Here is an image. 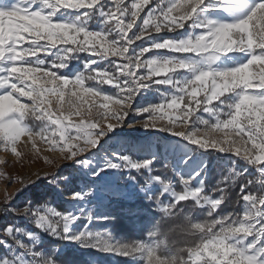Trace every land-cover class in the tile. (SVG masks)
<instances>
[{"label":"snow or ice","instance_id":"snow-or-ice-1","mask_svg":"<svg viewBox=\"0 0 264 264\" xmlns=\"http://www.w3.org/2000/svg\"><path fill=\"white\" fill-rule=\"evenodd\" d=\"M222 2L233 7L245 5V0ZM206 5L207 0H171L166 6L154 5L153 0H0V148L5 154L0 157L4 166L0 177L19 185L14 195L0 202V216L31 217L36 227L46 228L49 234L74 244L83 241L82 235L73 236L67 230L74 218L40 214L30 203L23 209L13 206L26 188L38 180H51L54 172L37 171L25 180H15L4 171L11 162L7 153L22 163L25 153L18 151V145L22 137H27L23 147L31 142L27 154L31 158H41L36 147L39 140L59 161L79 164L104 135L124 126L134 112L145 128L167 131L201 149L229 153L252 166L264 167V0H257L236 22H197L198 13ZM98 6L111 31L107 27L105 31H90L83 26ZM62 10L79 13L80 23L56 20ZM137 21L142 27L134 32ZM190 23L201 30L199 34L162 39L129 54L138 41L161 32H178ZM158 50L203 57L208 65L230 53H243L247 60L230 69L199 70L192 79L181 82L174 74L194 71V65L147 55ZM57 52L61 54L55 62L44 60ZM78 54L92 57L85 60V72L61 76L60 70ZM104 60L113 61L110 71L93 68ZM104 85L115 88V95L97 87ZM149 85L174 88L176 94L160 104L136 110L135 97ZM229 96L235 100L226 102ZM197 113L215 117V122L208 126L205 120L206 130L192 131L190 125ZM29 121H39L44 127L32 130ZM43 159L51 162L48 155ZM151 163L129 162V166L133 170L147 169ZM110 167L115 169L117 165ZM230 180L217 187L218 196L210 197L202 189H190L187 179L181 181L184 190L177 193L171 183L158 177L161 191L148 197L161 211L149 233L151 244L114 247L105 254L124 260L142 256L144 264H264V198L245 191L248 184H241L238 197L247 210L242 215L216 216ZM165 196L171 197L167 204L163 202ZM187 201L193 207L207 209V218L196 221L184 208L177 207ZM2 234H14L13 225H5ZM168 248L174 251L165 255L163 250ZM58 262L72 264L71 255L61 254L44 264ZM0 264H8V258L0 257Z\"/></svg>","mask_w":264,"mask_h":264},{"label":"rangeland","instance_id":"rangeland-1","mask_svg":"<svg viewBox=\"0 0 264 264\" xmlns=\"http://www.w3.org/2000/svg\"><path fill=\"white\" fill-rule=\"evenodd\" d=\"M165 1V0H164ZM257 2V0H245V5L238 7V9L247 12L250 11L251 6ZM158 0H153V4L157 5ZM83 11V10H82ZM225 13L227 17L234 18L240 13L234 11L233 6H226L221 2V0H207V5L202 9V12L198 13L199 19L202 18V23H206L208 20L204 19V14H207L211 20L215 21L216 16L221 13ZM242 11V12H243ZM241 12V13H242ZM143 15V13H142ZM203 16V17H202ZM55 19L58 21L69 22V23H80L81 17L79 13L69 12L67 10H62L57 13ZM200 22V21H197ZM218 23L217 21H215ZM137 28L133 31L137 32L140 27H142L137 21ZM104 17L99 14V6L97 9L92 10L89 18L85 25L90 31H105L106 27L108 31H111V26H104ZM201 30L199 28H194L186 25L184 29L174 32H161L159 34H154L147 39L140 40L136 44H133L129 49V54H136L141 48H146L150 44H155L160 40L169 39H184L189 38L195 34H199ZM131 34V33H130ZM113 38L116 37L115 33H112ZM166 50H158V52H150V58H156L161 60V57L165 58ZM61 53L57 52L53 56L44 57V60L48 63L55 62L56 58ZM183 53H178L177 55H182ZM222 58V59H221ZM92 59L85 54H78L70 60L67 67L60 70L61 76H77L82 75L85 72V60ZM115 59V58H113ZM247 56L243 53H230L226 56H220L217 62H213L211 65L201 62L197 63L194 67V71L190 72L192 75L196 74L199 67H205L204 70H225V63H229L232 67H237L244 63ZM225 62V63H224ZM107 64L112 65V60H104L93 65V68H100L103 70H109ZM108 67V68H107ZM110 71V70H109ZM181 74H174V78L184 82L183 76ZM187 73V72H186ZM188 81V80H185ZM110 87L109 85H104ZM101 91L103 86H97ZM111 88V87H110ZM117 91V90H116ZM105 92V91H104ZM116 93V92H115ZM176 91L174 88H168L163 85H149L143 88L139 94L135 97V103L133 107L136 110H140L149 106H154L160 104L164 101L166 97L175 95ZM227 97H225V100ZM231 98V97H230ZM230 101V100H228ZM203 113H197L192 120L190 125L192 131L206 130L203 121H208V126H211L215 120H209L207 117H203ZM36 126L35 130H40L44 125L39 121H32ZM142 118L132 113L128 120L124 122V126L117 127L113 131L108 132L99 141V145L94 147L90 152L82 156L81 163H75L71 160L67 162H62L56 159L53 154L47 150V145L41 143L39 140L36 141V147L40 150L41 158L34 159L28 156V150L31 149L32 144L29 142L27 147L24 148L23 144L27 141V137H22L20 145H18V151H23L25 157H23V162H18L17 158L13 156L10 152L7 153L8 157H11L10 165L7 169H4L9 175H11L15 180H25L30 174H34L39 171L41 174L46 172H54L51 180L45 179L43 181H36V183L31 184L28 188L24 190L21 196L13 201V206L19 209H23L26 204H29V190L31 187H37L40 184H44L46 188H52L54 192L53 202L45 203L41 206L32 205L35 212L40 214L55 213L58 216L72 217L74 218L71 223L67 225V230L70 235H82L84 237L91 236V225L97 219V211L106 210L113 201L129 203L137 196H150L155 190L161 191V186L157 181L158 177L151 175V165L154 160L161 155L165 162H169L171 165L173 177H177L175 183L171 182L172 188L175 192L179 193L184 190V184L182 180H189L190 189H202L204 192L203 181L207 175V153L217 152V156H222L223 163H231L232 167L235 169H242L244 172H251L256 175L258 187L262 191L261 198H264V167L252 166L245 160L236 157L235 155L229 153H221L215 150H205L201 149L198 145L189 142L187 139L180 136L172 135L167 131H159L148 129L142 126ZM31 127V126H30ZM33 130V127H31ZM133 153V156L130 155ZM2 148H0V157H3ZM43 155H48L49 161L46 162L43 159ZM145 161H152L151 165L147 169L133 170L129 166L130 163H144ZM116 164L115 169L111 168L110 165ZM4 166L0 165V169ZM70 170V174L66 175L63 170ZM140 171L146 173V176L139 175V181L136 180L130 173L138 174ZM75 176L77 177L76 187L69 183V179ZM59 182H63L67 185V192H63L61 188L57 186ZM175 184L178 185L179 190L175 188ZM19 188L18 184L9 182L6 178L0 177V202L4 201L5 196L14 195ZM73 193L77 196L74 197ZM164 204L171 201L170 196L163 197ZM62 201L64 203V211H57L54 208V204ZM247 210V205L243 202L242 214ZM46 223H49L46 221ZM12 224L13 232L10 237H4L2 234V229L5 225ZM15 229L19 230L15 233ZM22 230V232L20 231ZM37 229V230H35ZM24 231V232H23ZM26 232L33 233V235L26 236ZM49 231L45 228L41 230L36 227V222L31 217L17 216L12 217L0 216V256L2 255L5 247L8 252L12 251L11 256H15L16 253L22 251L21 248H26L27 251L30 250L32 246L33 252H38L40 257L34 259V263H29V256L20 257L14 264H44L45 261L52 259L55 253L64 251L68 247H80L83 241L80 243H71L70 241L63 239V245L59 247L46 248L42 247V243L49 236ZM58 237V235H53ZM38 239V240H37ZM251 240V237L248 238ZM36 243H38L36 245ZM149 244L147 242H143ZM19 246L18 250L12 246ZM95 245L98 243L95 242ZM5 246V247H3ZM51 250V254L43 255L41 249ZM55 248H59V251H52ZM39 260V262L37 261ZM138 264H144V258L138 256Z\"/></svg>","mask_w":264,"mask_h":264},{"label":"trees","instance_id":"trees-1","mask_svg":"<svg viewBox=\"0 0 264 264\" xmlns=\"http://www.w3.org/2000/svg\"><path fill=\"white\" fill-rule=\"evenodd\" d=\"M107 66L111 70L112 65L107 64ZM102 88L105 92L115 95V88L107 86H103ZM29 125L35 130L36 126L32 121H29ZM130 155L133 156V153L130 152ZM223 158L222 156H217V152L207 153V175L203 181L204 193L210 197L218 196L219 193L216 192L217 187L225 180L231 178L230 184L226 188L224 203L221 204L220 209L216 212V216L221 217L229 214L242 215L243 201H240L238 197V193L241 191L240 185L248 184L245 191L253 193L258 197L262 195V191L258 187L254 173L244 172L242 169H235L230 162L224 164ZM63 172L66 175L70 174V170L68 169H64ZM233 173H235L234 176ZM130 175L139 181V175L146 176V173L140 171L138 174L130 173ZM151 175L164 179L169 183H175L178 180L177 177H173L170 163L165 162L161 155L152 163ZM173 179L176 181H173ZM77 181V177L75 176L69 179V183L75 186L73 188H77ZM57 186L63 192L68 191L67 185L63 182H59ZM175 188L179 190L177 184H175ZM159 192L160 190L157 189L152 195H156ZM148 197L142 195L137 196L127 204L113 201L106 210L97 211V219L91 225V236L85 237L80 247H68L62 252L55 253L52 258L60 256L61 254H70L72 264H138V256L131 260H124L119 256H110L105 253L110 252L114 247L143 242L151 244L149 233L156 220L160 218L161 211ZM53 198L54 192L52 188H46L42 183L37 187H31L27 200L31 205L41 206L45 203L53 202ZM64 207L62 201L54 204V208L57 211H64ZM177 207L184 208L196 221H203L207 218V209L193 207L191 201L183 202ZM95 242L98 244L95 245ZM63 243L62 238L49 235L46 236L42 247H59ZM96 248H99L100 251H94ZM163 251L165 255H169L174 249L168 248Z\"/></svg>","mask_w":264,"mask_h":264},{"label":"crops","instance_id":"crops-1","mask_svg":"<svg viewBox=\"0 0 264 264\" xmlns=\"http://www.w3.org/2000/svg\"><path fill=\"white\" fill-rule=\"evenodd\" d=\"M171 2V0H158V3H157V6H159L160 4H164L165 6L167 5V3H170ZM221 2H222V0H221ZM224 5H226V6H228V4H225V3H223ZM234 11H238V13H240L238 16H234V18H229V17H227V15L225 14V13H223L222 11H221V13H219L217 16H216V18H215V21H217L218 23H224V22H236V21H238L239 19H242V18H244L246 15H247V13L249 12V10H247V12H244L243 10H241V12H240V9H238V7H234ZM200 12H202V10L200 11ZM199 12V13H200ZM200 16H201V14H200ZM199 16V17H200ZM203 17V16H202ZM212 19V18H211ZM210 19V17H208V15L207 14H204V19L203 20H211ZM198 21H200L199 23H202V18H200V19H198ZM104 26H105V24H104ZM157 42H159V41H157ZM156 42V43H157ZM178 53H176V52H167V50H166V53H165V58L164 57H161L160 59L161 60H165V59H174V60H184V61H187V62H189V63H192L193 65H194V67L197 65V63H201V62H203L204 61V58L203 57H201L200 59H196L195 57H193V56H191L190 54H182V55H177ZM220 58V57H219ZM222 59V58H221ZM247 60V59H246ZM218 61V59L216 60V61H214V62H217ZM225 63V62H224ZM225 66H226V69H230V68H234V67H232L229 63H225ZM187 72V73H186ZM190 72H192V71H185V72H183L182 73V75H184L183 76V80H184V82H185V80H190V79H192L193 77H194V73H193V75L190 73ZM178 74H181V72H178L177 73V75ZM231 97V98H230ZM226 99H228V100H230V101H228V100H226V102H233L234 100H235V97L234 96H229V97H227ZM203 115V117H207L209 120H215L216 118L215 117H211V116H209V115H207V114H202ZM19 230H17V229H15V233H17ZM20 231L22 232V230L20 229ZM24 232V231H23ZM29 234H31V236L33 235V233H30V232H26V236H29ZM38 240V239H37ZM38 243H36V245H37ZM3 247H5V246H3ZM16 248L17 250H18V248H19V246L17 245V246H15V244H14V246H12L11 247V249L12 248ZM22 249V251H24L25 253H23V252H21V251H19L18 253H16L15 254V256H11V252L12 251H14V250H12V251H10V252H8V249L5 247V249L3 250V252L4 253H2V255L0 256V257H6V258H8V264H14V262H16V260H18L20 257H26V256H29L30 254L32 255V256H29L28 258H29V260H30V262L29 263H34L35 261H34V259H36V257H40V254L38 253V252H33V250H32V246H30V250L29 251H27V249L26 248H21ZM43 252V255H46V254H51L52 252H51V250H45L44 248L43 249H41ZM59 251V248H55V249H53L52 251ZM38 262H39V260H37Z\"/></svg>","mask_w":264,"mask_h":264},{"label":"built area","instance_id":"built-area-1","mask_svg":"<svg viewBox=\"0 0 264 264\" xmlns=\"http://www.w3.org/2000/svg\"><path fill=\"white\" fill-rule=\"evenodd\" d=\"M205 67L207 68V66H206V65H204V67H199V68H198V70H204V69H205Z\"/></svg>","mask_w":264,"mask_h":264}]
</instances>
